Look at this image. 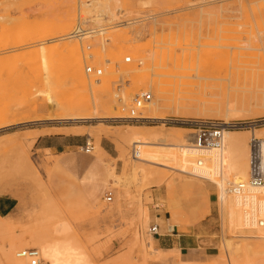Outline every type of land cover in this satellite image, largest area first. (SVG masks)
Returning <instances> with one entry per match:
<instances>
[{"label":"rangeland","instance_id":"1","mask_svg":"<svg viewBox=\"0 0 264 264\" xmlns=\"http://www.w3.org/2000/svg\"><path fill=\"white\" fill-rule=\"evenodd\" d=\"M88 1L0 0V16L8 19L0 21V195L14 197L16 204L9 215L0 216V264H10L4 252L14 239L32 244L34 234L51 232L62 222L94 264H264V252L244 254L247 248L260 252L256 245L264 241L227 232L221 204L222 196L230 197L225 188L167 167L165 159L143 163L145 172L134 175L121 153L123 143L114 135L137 128L177 144V135L193 140L191 121L212 120L236 125L226 130L250 131L247 151L253 126L264 138V0H131L123 3L124 11L117 10L114 0H90L108 7L87 13ZM80 8L90 17L104 13L99 24L109 26L85 42L90 50L74 38L63 39L70 37ZM109 11L123 21H112ZM64 17L71 22L61 26ZM65 47L76 49L81 59V90L74 86L72 55L61 53ZM122 48L130 50L113 61ZM87 53L94 57H84ZM128 55L130 64L124 62ZM85 63L103 68L100 85L85 75ZM140 67L130 76L124 73ZM120 79L129 80L128 87L123 85L127 104L141 89L149 90L151 100L160 99L156 113L165 120L151 119L145 108V123L108 120L122 114L116 97ZM91 85L100 88L94 92ZM94 94L107 106L98 114L92 107ZM81 98L88 108L70 109ZM71 116L88 119L74 121ZM50 133L80 136L94 149L40 150L38 137ZM126 148L132 160L135 149L132 144ZM193 155L197 165L201 155ZM89 176L95 183L106 181L93 200L85 193V186L92 188ZM235 177L225 175V180L248 176ZM109 191L111 202L105 200ZM140 211L147 212V227ZM155 224L159 234L152 235ZM172 234H192L196 242L162 248L157 240ZM150 235L158 251L150 246ZM227 241L238 253L226 250Z\"/></svg>","mask_w":264,"mask_h":264},{"label":"bare ground","instance_id":"2","mask_svg":"<svg viewBox=\"0 0 264 264\" xmlns=\"http://www.w3.org/2000/svg\"><path fill=\"white\" fill-rule=\"evenodd\" d=\"M114 1L117 3V7H116L118 8L117 10L124 11L125 9L123 8V3L129 2L131 0H114ZM4 2H0V4L2 5ZM101 5L105 6V4H100L94 1L91 3L90 0L88 1V3L84 4V6L87 7L88 9L87 13H92V12L94 13L96 9L100 7ZM101 7L104 9L103 6ZM105 7H108V5H106ZM103 9L102 11H104ZM114 12L109 11V14L112 13L110 16L111 20L112 21L117 20L116 21L117 23L122 22L123 20L118 19L116 16V13ZM103 14L104 13L101 14L100 12L95 13V15L92 14L93 16L91 15V17H93V19L91 18L92 19L91 21H94L96 23H102V21L104 20ZM7 20H8L7 17L0 16V21L2 23H5ZM59 20L61 22L60 23L61 26L68 25L71 22V19L69 17L67 18L64 17ZM130 23L131 22H126L120 25H127ZM136 34H137L136 36L139 37L141 35V32H138ZM63 39H71V36L64 37ZM261 39L263 38L261 37ZM129 50L130 49L128 48H124V49L122 48L119 51V53L116 55V57L113 58V61H117V62L120 61L121 58L119 57V54H122L124 52H129ZM44 51H48V50H44ZM67 52H69L72 55L71 57H69V59L71 61V74L75 77L74 86L75 88H78L81 90L83 89V86H84L81 59L79 58L77 54H75L76 49H66L65 47L61 51V53H67ZM131 52L135 56H137L136 50H133V51L131 50ZM110 57H112V55H110ZM46 59L48 58L46 57ZM142 59H145V57L141 58V60L140 59L138 60L142 61ZM141 70H143L142 67L133 68V69L124 71V73L130 76V74L137 72V71H141ZM102 79L103 77L101 78V83H102ZM92 82H94L97 85L101 84L95 81H92ZM91 87L94 89L93 90L94 92L100 88V86H93V85H91ZM105 104H106L105 101L102 100L100 96L95 95L93 97V105H92L94 113L98 114L100 110H102L104 107H107L105 106ZM160 107H161L160 99L157 97L154 100L149 101L145 105V110L150 111L152 113L151 119L154 118L158 120H165L164 115H160L156 113ZM86 108H88L86 98H81L76 105L70 107V109L77 110V111H82ZM110 116H106L105 118H110ZM68 119L74 120V121L75 120L84 121L88 119V117L71 116ZM251 126H253V124H251ZM248 132L245 133V132L231 131V130L225 129L223 148L220 153V160L218 159V156L215 155V153L207 152V153L199 154V153H196L194 150H191L190 146L192 145V141L184 134L176 136V139L178 141L177 144L176 143L175 144L165 143L164 141L167 140L168 138H165L163 136H157V135L152 136V134L146 135L145 132H141L137 128H132L129 131L114 133V135L117 138H119L120 142L123 143V148L121 149V153L125 159L126 166L130 167L133 170V172L135 173L134 175L136 174L139 175L140 172H142L141 173L142 175L145 172L146 169L143 167V163H153V164L156 163L157 164L158 162H156V160L165 159V161L168 162V163L166 162L167 167L177 166L175 168H177L178 170L182 172H188L200 178L211 180L212 182L216 183L217 186L221 190L222 188L223 189L225 188L224 192L230 195V197H223V196L221 197L222 207L226 208L225 212L223 211L222 218H223V223H224V226L226 227V230L228 229L227 232L230 230L233 233L239 234V236L243 235V236H248L249 238H253L259 241H264V225L257 226L249 222H246L243 208H241L236 197L231 195L228 190V185L234 181L225 180V175H232V173L235 174L236 179L249 176V169H250L249 149L247 151V145H246V136ZM261 132L262 130L257 129L253 126L251 130V135L257 136V135H260ZM96 134H97L96 136L98 137L101 135V133H96ZM225 141L227 142V145ZM128 144H132L135 149V153L134 152L133 153L136 156L133 155L134 157H132V160L127 155L128 153H127L126 147ZM98 148L103 153H106L101 145H98ZM224 151L227 153V154L225 153L226 156L224 155ZM193 153L197 155H201L199 156L200 158L197 161V165L195 164L193 165V162H195L193 161V157H194ZM208 153L212 155L202 156L203 154H208ZM189 155L191 157H189ZM194 159H196V157ZM113 167L109 168V172L112 177L116 176L115 168ZM146 177L148 176L144 174V178ZM239 181H243V180L239 179L236 182H239ZM256 194L264 195V188L257 189L256 191L252 192L251 196H254ZM231 197L235 200L236 204L231 200ZM143 211H140V214L141 215L144 214L145 216L144 222L147 227V224H148L147 212L143 213ZM170 225L171 227H174L173 223H171ZM69 230H70V227L68 226V224L62 222V223L56 224V226H54L51 232H48V233L41 232L38 234H34L33 235L34 243L32 244H26L20 238H16L11 242L7 250L4 252V256L10 264H27V260L25 258H21L17 255L18 251L16 249L19 247L25 248V247L36 246V248H38L41 251L44 264H94L91 261V259L88 257V255L85 253L82 245H80L77 241H74L68 237ZM149 240H150L149 244L152 247L153 238L151 235L149 237ZM245 246L248 247L250 246V244H246ZM226 248H227L226 250L227 251L230 250V253L232 254L238 253V248L233 249L232 244L228 241L226 242ZM258 248L261 249L260 252L257 250L250 251L247 248L245 249L244 254L246 255V257H249L252 254L258 255L264 252V244L256 245L255 249H258ZM152 249L154 248L152 247ZM155 251H158V250L156 249Z\"/></svg>","mask_w":264,"mask_h":264},{"label":"built area","instance_id":"3","mask_svg":"<svg viewBox=\"0 0 264 264\" xmlns=\"http://www.w3.org/2000/svg\"><path fill=\"white\" fill-rule=\"evenodd\" d=\"M109 26H103L99 23L91 21V17L84 13L81 8L78 10V17L75 26L69 34L71 38L78 40L85 50H90L91 45L87 42L92 38L105 33ZM85 45V46H84ZM84 57H94L92 53L84 54ZM124 62L130 64L133 62L131 55L125 57ZM84 73L89 79L100 83L104 75L102 67H96L91 63L84 64ZM116 97L121 103L122 114L119 117L110 118L112 122L125 121L133 123H145L149 118L144 114L145 105L151 101L152 93L149 90H140L135 94L130 103L124 100V86L129 85V80L117 81ZM190 125L194 128L191 150L202 154L207 152L215 153L220 160V153L223 148L224 130L232 129L235 124H224L220 121L212 120H196L191 121ZM84 152L91 153L93 150L92 142L87 140L86 145L82 147ZM249 149V176L247 179L239 182H231L228 185V190L231 195L236 197L241 208L244 210L245 220L251 224L261 226L264 225V195L256 194L251 196V193L257 189L264 188V138L256 135H251L248 142ZM215 156V157H216ZM107 202L113 200V193L107 192L105 196ZM152 235L159 234V225L155 224L150 227ZM17 255L27 260V264H44L41 251L36 247L21 248Z\"/></svg>","mask_w":264,"mask_h":264},{"label":"crops","instance_id":"4","mask_svg":"<svg viewBox=\"0 0 264 264\" xmlns=\"http://www.w3.org/2000/svg\"><path fill=\"white\" fill-rule=\"evenodd\" d=\"M87 140L83 139L80 136L74 134H65V133H50L41 135L38 137L36 143L39 145V149L42 151H49L51 153H63L67 150L83 147L86 145ZM103 148V147H102ZM104 149V148H103ZM105 150V149H104ZM106 151V150H105ZM94 164V163H93ZM98 164V163H97ZM94 177H87L92 182V188L87 186L85 193L90 199H94V194L98 193L99 188L105 185L106 181L99 183L94 182ZM86 180V179H85ZM16 206L15 198L9 195H0V216H7ZM169 238H159L158 244L162 248L173 249L176 245L181 246L183 243L186 244L188 241L196 242V239L193 238L192 234H172ZM190 245V244H189Z\"/></svg>","mask_w":264,"mask_h":264}]
</instances>
